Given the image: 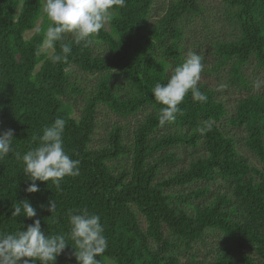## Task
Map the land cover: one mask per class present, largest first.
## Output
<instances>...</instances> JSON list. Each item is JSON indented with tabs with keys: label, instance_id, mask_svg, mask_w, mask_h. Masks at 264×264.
<instances>
[{
	"label": "trees",
	"instance_id": "16d2710c",
	"mask_svg": "<svg viewBox=\"0 0 264 264\" xmlns=\"http://www.w3.org/2000/svg\"><path fill=\"white\" fill-rule=\"evenodd\" d=\"M163 4L126 0L87 42L66 33L48 53L41 0H0V132L15 130L0 160V231L40 219L46 235L67 234L68 213L87 208L108 240L100 264H264V0ZM61 43L72 51L53 63ZM189 52L203 57L208 99L189 92L162 126L152 89ZM56 118L80 174L28 193L15 152L36 147ZM25 198L37 217L12 216ZM72 252L55 264H77Z\"/></svg>",
	"mask_w": 264,
	"mask_h": 264
},
{
	"label": "clouds",
	"instance_id": "9594fccd",
	"mask_svg": "<svg viewBox=\"0 0 264 264\" xmlns=\"http://www.w3.org/2000/svg\"><path fill=\"white\" fill-rule=\"evenodd\" d=\"M126 0H44L43 12L52 22L44 33L40 48L50 50L57 42H62L66 33L72 34L79 45L98 34L111 21L113 10L124 7ZM63 56L52 55L53 63L66 60L72 48L68 43L60 44ZM203 57L196 52H189L182 64L175 67L166 84L157 82L152 89L155 100L164 107L160 109L159 123L173 122L177 114H182L179 105L191 92L195 101L206 102L208 97L199 90L198 82L204 70ZM206 127L198 126L197 131L204 135L211 131V123ZM66 121L56 118L43 129L42 135L34 136L38 142L21 155L15 152L16 159L23 162V172L30 177L31 183L25 189L28 193L40 191L36 181L48 182L57 189L65 177L80 174V161L71 158L64 147L63 134ZM14 129L0 132V160L14 152ZM13 207L12 216L23 215L37 217V209L25 198ZM41 208L44 206L41 205ZM56 204L49 201L47 210L52 214ZM70 230L67 234H45L40 219L21 230L6 233L0 231V264H55L58 256L71 245L77 264H100L98 257L108 248L104 235L105 228L101 216L89 212L87 208L75 209L68 213ZM71 241L72 243H69Z\"/></svg>",
	"mask_w": 264,
	"mask_h": 264
},
{
	"label": "rangeland",
	"instance_id": "374dc122",
	"mask_svg": "<svg viewBox=\"0 0 264 264\" xmlns=\"http://www.w3.org/2000/svg\"><path fill=\"white\" fill-rule=\"evenodd\" d=\"M41 2H42V13H44V12H43V4H44V0H41ZM163 2H164V3H167L168 0H158V5H159V6H163V5H164ZM39 21H40V20H39ZM105 27H107V24L105 25ZM197 30H199V25H198L196 31H197ZM32 32H33V30H31V31H27V32L25 33V36L28 37L29 35L32 34ZM47 51H48V53H50V52H51V49H50V50H47ZM244 153L248 156L249 160H251L252 162H255V158H254V156L251 155V153H248V152H244ZM255 165L257 166V163H256ZM106 264H112V262H111V261H108Z\"/></svg>",
	"mask_w": 264,
	"mask_h": 264
}]
</instances>
